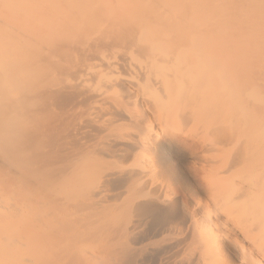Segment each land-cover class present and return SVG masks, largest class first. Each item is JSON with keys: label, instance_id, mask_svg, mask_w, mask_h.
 Returning a JSON list of instances; mask_svg holds the SVG:
<instances>
[{"label": "bare ground", "instance_id": "bare-ground-1", "mask_svg": "<svg viewBox=\"0 0 264 264\" xmlns=\"http://www.w3.org/2000/svg\"><path fill=\"white\" fill-rule=\"evenodd\" d=\"M210 3L0 0L2 262L88 264L101 257L107 243L93 229L106 226L113 206L100 185L108 175L122 177L120 196L151 215L154 226L175 216L177 203L147 175V151L161 147L171 122L177 123L171 133L181 132L193 100L195 118L208 122L213 114L220 119L211 125L226 124L227 139L237 135L235 158L242 160L241 146L257 138L260 122L247 103L212 110L219 94L208 89V75L223 66L197 36L210 25ZM184 94L188 103L180 100ZM119 140L128 147H116ZM255 190L223 209L245 219L233 247L205 232L187 243L174 238L162 255L196 243L195 264H221L232 254L237 264H264V189ZM244 242L254 245L251 251Z\"/></svg>", "mask_w": 264, "mask_h": 264}, {"label": "rangeland", "instance_id": "rangeland-1", "mask_svg": "<svg viewBox=\"0 0 264 264\" xmlns=\"http://www.w3.org/2000/svg\"><path fill=\"white\" fill-rule=\"evenodd\" d=\"M210 4V25L207 29L201 26L197 36L201 42L206 41L211 56L223 66L208 75V89L219 94L218 105L212 110L231 112L230 106L247 103L260 122L257 138L241 146L243 158L237 160V135L227 139L226 124L211 125L220 119L213 114L208 122L195 118L197 104L193 100L183 117L181 132L173 135L177 123L171 122L162 133L161 147L156 149L152 144L147 151V175L161 181L164 198L177 203L175 216L168 217L163 226H154L151 215L137 213L127 206L125 195L120 196L122 190L117 186L121 176L102 178L101 189L113 206L105 219L106 226L93 232L101 231L107 244L105 253L88 264H195L199 257L196 243L181 245L176 252L165 255L161 250L174 238L187 243L190 235L198 233L210 232L212 239L230 247L235 239L242 238L238 225L245 219L234 209H223L228 200L240 203L250 192L255 193L254 189H264V0H211ZM1 27L0 20V33ZM221 76L230 83L224 86ZM189 99L186 94L180 98L187 103ZM218 127L221 129L216 130ZM114 145L125 148L128 142L119 140ZM132 161L129 157L121 164L127 167ZM243 185L247 188L244 191L240 190ZM93 235L86 234L91 240L95 239ZM253 246L243 243L250 251ZM1 259L0 251V262L5 264ZM237 263L232 254L221 264Z\"/></svg>", "mask_w": 264, "mask_h": 264}]
</instances>
